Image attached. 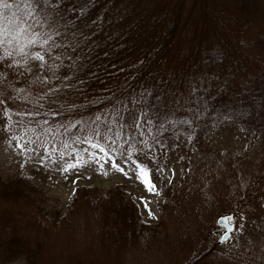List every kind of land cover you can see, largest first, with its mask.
I'll use <instances>...</instances> for the list:
<instances>
[{"label":"trees","instance_id":"trees-1","mask_svg":"<svg viewBox=\"0 0 264 264\" xmlns=\"http://www.w3.org/2000/svg\"><path fill=\"white\" fill-rule=\"evenodd\" d=\"M61 7V30L82 36L76 37L80 48L75 55L69 49L71 59L64 60L65 65L75 62V66L61 68L57 75H68L82 94L60 87L55 94L48 93L39 83L30 84L32 76L27 74L12 80L15 87L25 89L19 96L27 95L33 113L39 112L34 115L39 121L36 137L47 140L50 148H71L78 143L77 136L83 140L91 135L95 115L110 113L116 100L132 112L163 113L168 111L166 102L178 99L183 108L172 118L193 119L186 109L203 111L204 103L196 100L202 97L207 111L201 119L191 128L165 125L159 134L164 143L181 128L237 126L246 131L254 154L264 150V0H66ZM59 83L52 80L50 86ZM193 86L197 88L194 95L190 93ZM0 87L8 95H17L6 83ZM123 111L128 122V112L121 107ZM109 118L101 116L103 123ZM158 123L154 121L152 130L145 132L149 139L157 135ZM125 159L115 156L117 163ZM148 168L153 173L157 166ZM12 178L0 176V264L20 260L25 264H146L149 252L167 249L161 243V236L167 239L166 224L157 230L158 223L143 222L120 185L78 186L71 201L79 199L90 220L67 228V217L58 210V219L55 211L48 214L40 185L24 175ZM61 226L74 234L72 242L49 238V229L58 233ZM34 229L45 235L39 236ZM206 241H197L194 252L177 255L173 264H202L221 243ZM80 252L83 257L78 259ZM114 257L117 262L111 261Z\"/></svg>","mask_w":264,"mask_h":264},{"label":"rangeland","instance_id":"rangeland-1","mask_svg":"<svg viewBox=\"0 0 264 264\" xmlns=\"http://www.w3.org/2000/svg\"><path fill=\"white\" fill-rule=\"evenodd\" d=\"M28 101L29 98L24 102L5 99L4 104H0V176L12 180L15 175H24L40 185L48 214L55 211L58 219V210L63 218L67 217V228L90 220L87 207L78 203L79 199L71 201L78 186L108 189L120 185L134 201L143 222L158 223L157 230L166 224L167 239L161 236V243L167 245V249L164 253L149 252L146 264H173L177 255L194 252L197 241L202 239L210 245L218 244L223 228L214 220L226 214L224 209L230 210L229 214L235 217L236 228L226 242L210 250L202 264H264V150L260 154L253 153V143L247 141L246 131L237 126L220 125H198L191 130L181 128L179 134L167 137L166 148L156 147L148 157L136 155L147 168L157 166L153 173L149 172L155 186L152 191L137 178L134 164L118 163L125 169V175L103 154V168L89 162L83 167L62 171L65 163L76 159L75 153L68 155L73 147L85 160L88 158L85 149L99 150L84 143L67 149L50 148L47 140L36 137L38 119L34 115H18L33 112ZM5 107L11 110L10 118L3 115ZM13 136L20 140L23 148L17 147ZM145 137L152 142V138ZM223 152L228 153L219 155ZM61 153L65 155L61 157ZM28 229L31 231V227ZM66 229L61 226L58 233L49 229V238L56 237L61 243L72 242L74 234ZM34 231L41 237L45 235L39 229ZM76 257H83L82 252ZM117 260V257L111 259Z\"/></svg>","mask_w":264,"mask_h":264},{"label":"snow or ice","instance_id":"snow-or-ice-1","mask_svg":"<svg viewBox=\"0 0 264 264\" xmlns=\"http://www.w3.org/2000/svg\"><path fill=\"white\" fill-rule=\"evenodd\" d=\"M66 0H0V84H5L12 88L13 93L17 95H8L3 87H0V104H4L5 99H27V95L21 97L19 93L25 92L24 88H17L12 84V80H18L26 74L32 76L30 84L39 83L47 88L48 93L55 94L57 87L68 90H75L82 94V89H77L76 85L71 83L68 75H57L61 68H70L75 66V62L71 65H65V58L71 59L68 56L69 49L75 55L76 50L80 48V44L76 43V37L82 36L81 33H71L65 35L60 24L62 5ZM74 11V9H68ZM70 23V21H69ZM83 39H87L84 37ZM59 41V42H58ZM79 59V57H77ZM11 74V79L9 76ZM52 80H58V86H50ZM79 83H83L79 81ZM207 91V89H203ZM197 88L193 86L190 93L194 95ZM67 95V93H65ZM44 97L42 96L41 99ZM159 99V98H158ZM196 100L203 101L202 97H197ZM135 103H139L136 101ZM204 110L199 107H189L187 112L191 113L193 119L184 117L182 119H173L175 112L181 110L183 105L178 99H174L165 103L168 111L161 113L160 111L148 112L140 109L137 112H132L123 105L121 101L116 100L111 105V112L105 111L102 114H97L94 117L93 123L96 125L92 129V134L86 136L83 140L79 136L76 137V142L90 145L93 149H98V152H88V158L85 160L80 151L73 147L72 153H75L76 159L64 164L62 171H68L77 167H83L89 162H95L100 168H103L101 163V154L105 159L112 162V166L118 171L125 173V169L120 166L115 160V156L119 155L127 157L125 163L131 161L135 165L137 178L141 179L149 190L154 191L155 186L152 184L149 172L150 169L146 165L140 163L138 159H133L134 155L148 157L156 147L161 149L166 148V144L160 138V133L165 131V125H170L175 128L178 124H186L191 126L194 121L201 119L207 111V102L204 101ZM69 107H81V105L69 104ZM121 107L128 112V122H125V116L121 112ZM159 105L157 106V108ZM10 109L4 108L3 115L10 118ZM18 115H39V112H24ZM101 116L109 118L107 123H103ZM151 117V118H149ZM222 119H230L224 116ZM143 121V123H141ZM158 121L156 128L157 135L152 137V142L145 137L146 131H151L153 122ZM47 124V121H43ZM74 127L75 125H69ZM103 127V131H101ZM7 128V125H5ZM32 129H29L31 131ZM49 131L51 129H48ZM137 135L140 139L137 138ZM122 137H126L121 140ZM12 139L17 140V147L23 148L20 140L13 136ZM191 140L192 136L189 135ZM123 143V147L120 144ZM46 147V146H44ZM65 147H68L67 142ZM29 150V149H24ZM65 153H61L63 157ZM47 157H45L46 159ZM105 175L107 173H104ZM127 175V173H125Z\"/></svg>","mask_w":264,"mask_h":264},{"label":"water","instance_id":"water-1","mask_svg":"<svg viewBox=\"0 0 264 264\" xmlns=\"http://www.w3.org/2000/svg\"><path fill=\"white\" fill-rule=\"evenodd\" d=\"M215 223L224 228V231L220 236V241L227 240L234 229V224L232 222L231 216H217L215 219Z\"/></svg>","mask_w":264,"mask_h":264}]
</instances>
